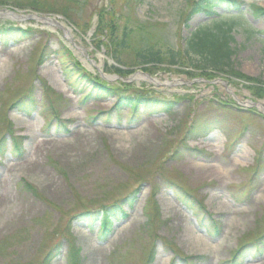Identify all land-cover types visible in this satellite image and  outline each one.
Masks as SVG:
<instances>
[{"label": "rangeland", "instance_id": "374dc122", "mask_svg": "<svg viewBox=\"0 0 264 264\" xmlns=\"http://www.w3.org/2000/svg\"><path fill=\"white\" fill-rule=\"evenodd\" d=\"M200 1L0 0L59 23L0 17L33 30L0 39V264H264V106L246 104L264 105V0L212 18ZM222 19L238 75L187 49ZM149 48L160 64H142ZM78 71L176 106L107 123L113 101L80 103L64 81ZM116 202L134 216L100 233L90 218Z\"/></svg>", "mask_w": 264, "mask_h": 264}, {"label": "trees", "instance_id": "16d2710c", "mask_svg": "<svg viewBox=\"0 0 264 264\" xmlns=\"http://www.w3.org/2000/svg\"><path fill=\"white\" fill-rule=\"evenodd\" d=\"M226 3L236 5L234 0H202L201 2H197L194 5V8H192V14L204 12L207 15H213L214 7L228 5ZM256 13H261L264 15V10L256 9ZM105 26L110 28L111 33L114 35L117 30V25L109 22ZM231 31L232 26L224 23L222 25H218L214 31L201 30L200 32L196 33L193 38L189 40L187 47L189 53L195 54L199 60H201L197 63V65H195V67H199L201 70H212L223 73L228 72L238 75V73H236L235 69L233 68V57L235 55V50L231 45L234 40L231 35ZM0 36L10 40L17 39L14 41H21L28 39L29 33L21 29H14L11 27L9 29H0ZM126 42L127 40L123 41V43ZM160 56L161 53L159 50L155 51L154 48H149L138 57H140L142 64L153 65L160 64ZM116 71L118 73L122 72L119 70ZM70 73H72V71ZM75 75L76 77L66 76V79L74 88H76L79 84L85 87V89H83L85 92H80L83 94L82 99L85 101L91 99L98 100L100 97L115 98V109L117 111H121L123 107H128L129 111L133 112L135 115L139 111H144L145 113L150 114L171 112L174 109V102L156 98L151 94L137 92L132 95L126 90L119 91L117 89H113L102 82L94 80L92 76L83 71H78ZM260 92L263 91L260 90ZM260 92L259 90L256 91L257 94ZM3 142L4 140L1 142L0 139V152L2 151ZM16 146L18 148V145ZM86 215H89V213L86 212L84 214H80V216H82L81 218H84ZM95 217H100L101 226L104 229L103 231L106 232L110 229V225L113 220L119 221L125 218L126 214L123 211L121 204L116 202L109 207L103 208L101 215L100 212L94 213L93 217L90 218V221L97 220ZM75 262L77 261L75 260Z\"/></svg>", "mask_w": 264, "mask_h": 264}, {"label": "bare ground", "instance_id": "6f19581e", "mask_svg": "<svg viewBox=\"0 0 264 264\" xmlns=\"http://www.w3.org/2000/svg\"><path fill=\"white\" fill-rule=\"evenodd\" d=\"M52 23V22H51ZM55 24V23H54Z\"/></svg>", "mask_w": 264, "mask_h": 264}, {"label": "water", "instance_id": "95a60500", "mask_svg": "<svg viewBox=\"0 0 264 264\" xmlns=\"http://www.w3.org/2000/svg\"><path fill=\"white\" fill-rule=\"evenodd\" d=\"M0 15H1V13H0Z\"/></svg>", "mask_w": 264, "mask_h": 264}]
</instances>
